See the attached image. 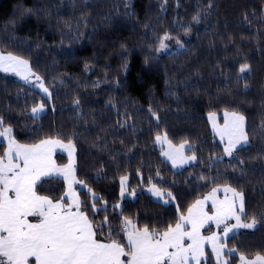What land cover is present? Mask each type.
<instances>
[{"label":"trees","instance_id":"1","mask_svg":"<svg viewBox=\"0 0 264 264\" xmlns=\"http://www.w3.org/2000/svg\"><path fill=\"white\" fill-rule=\"evenodd\" d=\"M165 34L181 39L182 48L160 51ZM0 50L27 59L51 93L44 97L0 72L3 126L23 145L72 141L74 179L84 185L74 183L75 193L93 225L103 224L98 239L110 242L111 229V239L127 250L125 217L137 229L166 231L220 185L245 192L249 217L264 216V0H0ZM245 63L251 70L240 73ZM39 102L46 111L34 117ZM225 110L246 117L249 136L230 158L221 156L208 117ZM165 133L172 144L187 141L197 159L171 166L155 142ZM6 149L0 138V158ZM55 161L65 165L67 156L58 153ZM122 175L136 195L118 209ZM151 183L175 204L145 192ZM66 186L61 176H47L34 191L67 202ZM223 242L238 249L231 257L225 252L232 264L240 253L264 254V223ZM201 263L217 264L210 253Z\"/></svg>","mask_w":264,"mask_h":264},{"label":"snow or ice","instance_id":"2","mask_svg":"<svg viewBox=\"0 0 264 264\" xmlns=\"http://www.w3.org/2000/svg\"><path fill=\"white\" fill-rule=\"evenodd\" d=\"M167 0H165V4ZM209 8L213 7L211 3ZM27 11H32L28 9ZM200 13L193 17L199 21ZM247 21V13L244 15ZM250 24V22H249ZM165 34L164 39H169ZM232 42L231 40L229 41ZM182 46V45H181ZM167 45L161 40L160 49L164 50ZM247 63L241 65L240 73L250 71ZM0 71L14 73L21 76L26 82H32L29 61L15 56L0 53ZM35 83L43 90L47 97L51 93L44 87L41 78L36 76ZM245 88L249 85L245 84ZM78 104L79 101H76ZM44 104L33 107V114L43 111ZM149 112L158 121L159 117L149 109ZM216 114L210 113L209 118L215 121ZM246 117L238 111L224 112V125L217 128L221 139L227 138L224 152L233 156L243 145L249 143V136L245 128ZM4 119L0 117V136L8 138V149L5 153L7 163L0 158V264H29V258H35V264H200L208 254L205 252L204 243L211 244V252L215 256L217 264H232V260L225 258V252L229 257L238 249L229 248L227 243H221V239L228 238L229 233L237 229H253L258 223H264V216L260 220L253 214L248 216L246 211L245 192L242 189L226 186L224 191L230 192L231 197L217 202L215 193L218 189L213 188L205 200L211 199L214 213L209 215L204 210V201H197L188 209V215L182 216L181 222L175 227L169 226L166 231H150L146 226L137 229L130 219L125 217L123 224L127 230V250L125 245L111 239L112 230L109 232V241L103 242L97 238V231L103 230L101 226H94L88 216L81 211V201L72 196L71 203L64 205L61 202H53L46 196H39L34 191L36 182L42 177L49 176L53 171L63 173L64 178L69 179V192H72L73 183L76 181L74 162L71 159L74 145L71 140L62 145L60 140L46 139L38 144L23 145L12 138V128L4 127ZM157 135L156 140L166 139ZM170 151L164 153L173 164H183L190 160H196L195 155L185 157L182 150L188 146L187 141L172 149L171 141H168ZM54 146H63L69 150V163L62 169H56L51 159ZM13 155L19 163H13ZM243 164V161H239ZM128 177H121V196L125 193V182ZM9 191L14 193V198L9 196ZM151 191L156 196L171 195L162 193L153 185ZM93 199L99 198L93 194ZM94 210H106L105 205ZM75 209V210H74ZM34 216L38 222L32 223L27 218ZM234 220L235 223L229 224ZM209 222H215L221 228L222 237L213 233L210 236H201L200 230ZM104 223H107L105 217ZM190 225V230L185 231V225ZM130 229V230H128ZM186 241H189L186 243ZM127 257V259H124ZM240 264H264V254L257 253L254 258H247L245 254L239 255Z\"/></svg>","mask_w":264,"mask_h":264},{"label":"rangeland","instance_id":"3","mask_svg":"<svg viewBox=\"0 0 264 264\" xmlns=\"http://www.w3.org/2000/svg\"><path fill=\"white\" fill-rule=\"evenodd\" d=\"M164 37H165V36H164ZM164 37L162 38V40H164V43L167 45V47H166L164 50H160V51H174V50H178V49L182 48L183 43H182V40H181V39H175V38H171V37H170L169 39H164ZM168 37H169V36H168ZM181 45H182V46H181ZM159 49H160V45H159ZM0 53H3V54H5V55H7L9 52H5V51L0 50ZM11 54H13V53H11ZM13 55H15V54H13ZM15 56H17V55H15ZM18 57H20V56H18ZM21 58L24 59V60H27V59H25V58H23V57H21ZM27 61H28V60H27ZM29 66H30V65H29ZM30 69H31V67H30ZM0 72H1V73H5V72H2V71H0ZM31 72L35 74V75L32 76V78H31V79H32V82H31V83L26 82L25 80L22 79L21 76H18V75L14 74V73H5V74H7V75H11L12 77H15V78H17V79H19V80H21V81L27 83V84H30V85L34 86V87H35V88H36V89H37V90H38V91H39L44 97H47V95L43 92V90L39 87V85L35 83V78H36V76H38V75H37L32 69H31ZM41 81H42L44 87H46V85L44 84V82H43L42 79H41ZM46 88H47V87H46ZM47 89H48V88H47ZM48 90H49V89H48ZM47 98H48V97H47ZM40 104H44V103L39 102V103H37V104H36L35 106H33V107H37V106L40 105ZM33 107H32V108H33ZM45 111H46V106H45V104H44V109H43V111L33 114V113L31 112V110H30V114H31L32 116H34V117H37V116L43 114ZM225 111H227V110H225ZM225 111H222L221 113L211 112V113H215V114H216L215 121H213L212 119L209 118L210 127H211V129H212V131H213L215 137L217 138V140L223 145V150H224V148H225V146H226L227 138L225 137L223 140L221 139V136H220V134H219L217 128L214 127V123H215L216 125H218L219 127H223V125H224V112H225ZM228 112H231V111H228ZM209 114H210V113H209ZM209 114H208V117H209ZM2 130H3V129H2ZM2 130H1V131H2ZM161 136H163V135H161ZM0 138H2L5 142L8 143V138H7L6 136H0ZM155 142H156L157 146L160 148V151H161V155H162V157H163L166 161H168L169 164H170L171 166H173V167L176 168V169H178V168H182V167H185V166H187V165H189V164H191V163H193V162L195 161V160H190V161H187L186 163H183V164H179V163H177L176 165H174L173 162H172V160L169 159L167 156L164 155V153L170 151V147H169L168 140H167V139H164V140L158 142V141L156 140V138H155ZM183 143H184V142L179 143V144H172V143H171L172 149L179 148V146H180L181 144H183ZM62 145H66V144L63 143ZM54 148H56V147L54 146ZM187 148H188V146H186V147L182 150V155L185 156V157H189V156L194 155L193 153L186 151ZM6 151H7V149H6ZM6 151H5V153H6ZM58 153H60V154H64V155L67 156V162L65 163V165H67V164L69 163V159H70V156H69V150H68L66 147H63V146H59L58 148L52 150L51 158H52V161H53V164H54L55 168H56V169H62L65 165H63V164L58 163V162L55 161V157H56V155H57ZM221 156H222V157H226V158H230V157H232V156H228L225 152H223V154H222ZM6 158H7V157H6L5 154H4V157H3L4 163H5V161H7ZM71 159H72L73 162L75 163V156H74V151H73V150H72V156H71ZM19 162H20V161H17L15 158L13 159V163H19ZM50 176H61V177L64 178L63 173H61V172H59V171H53V172L50 174ZM125 176L128 177V175H122V176H120V178H119V200H118V202L115 204L116 207H117L118 209L121 207V205H122V200H123L124 198H126V197H128V198H134L135 195H136L135 192H134L133 190H130V189L128 188V179H127V181L125 182V193H124L123 196H121V177H125ZM64 179L66 180V185H67V186H66L65 196L68 197V199H69L71 196L74 195V192H76V191H75L74 183H73V185H72V192L70 193V192H69V179H66V178H64ZM78 185H79V187H83V186H84L83 184H78ZM153 185H155V187H156L157 189H160V191H161L162 193H169L167 190L161 188L160 186H158V185L155 184V183H151V184H149V185L143 186V190H144L145 192L151 194L152 197H154L155 199H157V200H159V201H162V202H164V203H173V204H175V200H174V198H173L171 195H170V196H169V195H162V196H159V197L156 196V195L151 191ZM226 186H229V185H220V186H216V187H214V188L218 189V191L215 193V199H216L217 202H219V201H224L226 197H229V198L231 197V193H230V192L226 193V192L224 191V188H225ZM230 187H231V186H230ZM212 189H213V188H212ZM212 189H211L210 191H208L207 193H205L204 195L198 197V198H197L192 204H190L189 207L186 209V212H185L184 214H182L181 217H182V216L186 217V216L188 215V209L191 208L193 205H195L196 202H197L198 200H199V201H204V205H203L204 210H205L206 212H208L209 215L213 214V213H214V208H213V202H212V200H211V199H209V200H205V197H208V196H209V194L212 192ZM89 192L91 193V195H92V197H93V194H94V193H92L91 191H89ZM9 195H10L11 197H13L14 193L11 192V191H9ZM76 195H77V194H76ZM94 195H95V194H94ZM27 219H28V220H33L34 217H33V216H29ZM37 222H38V218H37ZM232 223H235V221H234V220L229 221V224H232ZM205 226H206L207 229H204L205 227H203V228H201V230H200V234H201V236L207 237V236L212 235L213 233H216L217 235H220V236L222 237V235H223L222 232H221V228H222V226L218 228V227L216 226L215 222H209V224H206ZM209 227H211V228H209ZM240 230H243V229H237V230H234V232H236V231H240ZM232 233H233V232H232ZM232 233H229V235H231ZM223 240H224V238L221 239V243H224ZM188 242H189V241H186V243H188ZM204 249H205V252H206L207 254L210 253V254L213 256V258L215 259L214 254H212V252H211V244H210L209 242H205V243H204ZM206 257H207V256H206ZM206 257H205V258H206ZM254 257H255V256H254ZM254 257H247V258L251 259V258H254ZM205 258H204V259H205ZM225 258H226V257H225ZM202 260H203V259H202ZM202 260H201V262H202ZM215 261H216V260H215ZM201 262H200V264H202ZM216 263H217V261H216ZM192 264H195V262H192ZM238 264H240V261L238 262Z\"/></svg>","mask_w":264,"mask_h":264},{"label":"crops","instance_id":"4","mask_svg":"<svg viewBox=\"0 0 264 264\" xmlns=\"http://www.w3.org/2000/svg\"><path fill=\"white\" fill-rule=\"evenodd\" d=\"M63 144V143H62ZM56 148H58L59 146H55ZM56 148H54L53 147V149L52 150H54V149H56ZM7 149H8V143H7ZM15 158V156L13 155V159ZM52 159V158H51ZM6 160H7V158H6ZM5 163H7V161H5ZM50 176V175H49ZM43 178V177H42ZM63 178V177H62ZM69 179H71V178H69ZM10 196V195H9ZM74 196H76V197H78L77 195H76V193L74 192ZM13 198H14V195H13ZM65 198H66V200H67V202H64V201H60V200H58V201H53L54 203L55 202H61V203H63L64 205H67V204H69V203H71V201H72V196L68 199V197H66L65 196ZM75 210V209H74ZM34 217V216H33ZM30 222H32V223H36L37 222V217H34V219L33 220H29ZM181 222V221H180ZM179 222V223H180ZM173 227H175V226H173ZM204 227H206V226H204ZM205 229V228H204ZM184 230L185 231H189L190 230V225H185V228H184ZM124 259H125V257H124ZM29 264H35V258L34 257H30L29 258Z\"/></svg>","mask_w":264,"mask_h":264}]
</instances>
